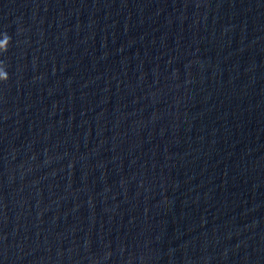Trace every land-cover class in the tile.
<instances>
[{"label":"clouds","instance_id":"1","mask_svg":"<svg viewBox=\"0 0 264 264\" xmlns=\"http://www.w3.org/2000/svg\"><path fill=\"white\" fill-rule=\"evenodd\" d=\"M10 42V37L7 34H4L2 40H0V51H6L8 44ZM8 79L7 72L5 71L3 66H0V80L6 81Z\"/></svg>","mask_w":264,"mask_h":264}]
</instances>
